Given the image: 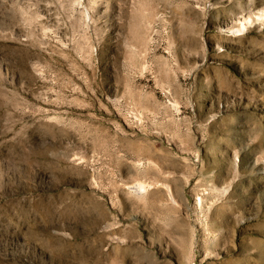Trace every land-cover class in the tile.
I'll return each mask as SVG.
<instances>
[{"label": "rangeland", "instance_id": "374dc122", "mask_svg": "<svg viewBox=\"0 0 264 264\" xmlns=\"http://www.w3.org/2000/svg\"><path fill=\"white\" fill-rule=\"evenodd\" d=\"M0 264H264V0H0Z\"/></svg>", "mask_w": 264, "mask_h": 264}, {"label": "bare ground", "instance_id": "6f19581e", "mask_svg": "<svg viewBox=\"0 0 264 264\" xmlns=\"http://www.w3.org/2000/svg\"><path fill=\"white\" fill-rule=\"evenodd\" d=\"M250 21V19L247 17V19H245V21L243 22V25L246 24V22ZM135 190H137L138 192H144L147 190V185L139 182L134 186Z\"/></svg>", "mask_w": 264, "mask_h": 264}]
</instances>
